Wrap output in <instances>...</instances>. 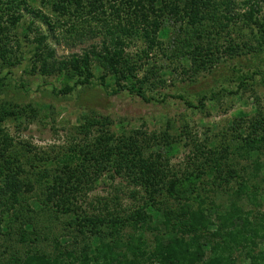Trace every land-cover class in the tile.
Segmentation results:
<instances>
[{
  "label": "trees",
  "instance_id": "1",
  "mask_svg": "<svg viewBox=\"0 0 264 264\" xmlns=\"http://www.w3.org/2000/svg\"><path fill=\"white\" fill-rule=\"evenodd\" d=\"M36 3L50 7L51 12L42 14L49 32L60 43L85 44L81 52L56 57L50 35L33 21L21 22L23 10L35 14ZM235 4V0H0V60L16 65L25 59L42 75L62 73L73 79L70 85L54 87L56 93L100 85L110 94L128 91L146 101L156 100L144 85L163 78L162 60L176 61L178 49L190 60L189 72L208 70L222 54L251 48V36L240 44L229 31L240 21L247 28L258 27L259 36L253 38L257 49H264V23L259 17L263 4L247 0L243 13ZM173 29L178 34L175 40L161 39ZM94 65L105 74L96 78ZM108 73L115 82L111 89L105 82ZM255 74L242 75L238 88L248 85ZM222 91H212L197 104L182 94L175 97L191 108H204L206 99L215 100ZM226 92L236 94L238 89ZM9 115L16 118L21 113ZM84 128V139L56 157L48 199L35 202L36 209L30 204L16 209L14 222L4 225L0 217V239L5 236V252L12 255L5 264H264L262 112L235 119L231 133H222L227 142L218 147H211L207 138L195 139L185 161L176 164L171 156L178 141L168 133L138 129L118 135L102 127L98 133ZM0 133V207L5 214L33 184L23 180L25 164L15 160L12 138L1 128ZM101 178L105 183L126 180V197L134 202L124 203L122 179L109 197L85 201ZM71 213L69 220L61 218ZM41 217L47 222L43 229ZM58 222L61 231L56 229ZM67 226L73 230L67 231ZM54 231L59 233L51 240L52 249L46 250L40 243ZM14 239L23 244L22 256Z\"/></svg>",
  "mask_w": 264,
  "mask_h": 264
},
{
  "label": "rangeland",
  "instance_id": "2",
  "mask_svg": "<svg viewBox=\"0 0 264 264\" xmlns=\"http://www.w3.org/2000/svg\"><path fill=\"white\" fill-rule=\"evenodd\" d=\"M246 1L235 0L236 11L243 13L246 9L244 4ZM260 3L263 7L259 17L264 23V0H260ZM31 6L33 7V4ZM34 9L35 14L23 10L21 22L33 21L35 25H39L45 33H48L50 44L56 49V57L81 52L85 44L70 46L64 40L60 43L49 32L50 27L42 14L51 12L50 7H45L43 3H36ZM241 24L240 21L238 24L231 25L229 31H232L234 41L240 44L243 39L247 40L251 36L253 44L250 49L242 47L241 52L222 54L208 70L197 71V73L189 72L190 60L178 49L176 61L162 60L166 64L162 69L163 78L144 85L148 95L157 97L156 100L151 101H146L128 91L110 94L100 85L80 86L68 94L56 93L53 91L54 87L60 89L70 85L73 79L62 73L42 75L32 70L31 62L25 59L16 65L0 60V76L4 77L0 85L2 118L0 128L13 140L11 148L14 149L15 160L25 164L26 172L23 180L29 181L30 185L33 184L31 190L21 196L20 203H16L11 212L6 210L3 214L0 207L3 224L14 222L15 214L21 208H26L30 204L33 209H36L35 202L43 204L44 199H48V184L52 180L53 169L56 167L55 159L66 152L71 145L84 139V126H89L93 133H98L100 127L118 135L138 129L150 134L168 133L178 141L177 150L171 156V161L176 164L185 161L190 150L189 145L195 139L207 138L211 147H218L227 142V138L222 133L226 131L228 134L231 133L235 119L246 115H257L259 112L264 114V49H257L256 38H253L257 35L258 27L252 25L253 29H251ZM20 32H22L21 28ZM177 35L173 29L171 32L163 33L161 39L167 42L175 40ZM24 52V55L29 57L30 50ZM254 71L256 74L248 85L238 88L241 76L250 75ZM93 72L96 78L105 74L98 65H94ZM105 82L110 89L115 87L113 77L109 73L106 75ZM222 88V93L215 100L206 99L204 108H191L184 100L175 97L182 94L197 104L203 96H209L212 91ZM227 89H238V92L228 93ZM32 109L35 111L32 112ZM13 111H20L21 115L16 118L14 115H9ZM0 134L3 135V133ZM8 142L6 141L4 145ZM101 179L89 190L88 195L84 197L85 201H95L97 197L102 196L109 197L116 192L115 186L122 178L108 183ZM121 182L123 189L127 191L122 193L121 197L124 203L131 204L134 200L126 197L129 194V190L125 188L126 180L122 179ZM67 216H61V218L67 221L69 217H74L73 213ZM41 218H39L40 227L43 229L44 223L47 222H45L46 218ZM57 225L56 229L61 231L59 227L61 224L58 222ZM73 227L75 228L76 225ZM66 229L73 230L69 226ZM43 232L47 233L44 230ZM58 233V231L49 233V239H44L40 245L46 250L52 249L54 241L51 240ZM4 238L5 236H2L0 239V264H5L12 259L11 252H5L7 240H2ZM12 241L17 243L19 255L22 256L23 244L15 239Z\"/></svg>",
  "mask_w": 264,
  "mask_h": 264
}]
</instances>
